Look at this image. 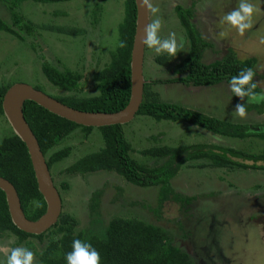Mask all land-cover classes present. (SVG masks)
<instances>
[{
  "label": "rangeland",
  "instance_id": "374dc122",
  "mask_svg": "<svg viewBox=\"0 0 264 264\" xmlns=\"http://www.w3.org/2000/svg\"><path fill=\"white\" fill-rule=\"evenodd\" d=\"M124 1L22 2L14 10L20 12L26 21H32L36 32L34 35L24 34L26 38L21 39L13 33L0 30V85L23 82L33 86L41 85L50 95L65 94V91L49 82L44 74L42 65L49 62L58 68H69L82 75L77 95L96 94L93 74L109 62L110 51L116 48L118 27L124 17ZM149 2L159 9L155 14L150 11V23L157 18L161 20V38H168L170 33L176 35L179 47L177 55L171 56L174 64L182 61L190 51L189 39L176 11L177 6H182L193 10L192 21L208 43L203 51V61L210 63L221 57L224 52L230 53L231 50L240 60L249 57L259 58L257 70H254L256 72L254 80L258 81L264 90V0H251L258 11L253 16L252 27L243 36L223 22L224 15L237 7L239 0H149ZM7 7L10 8V5L0 3V12L6 17L10 12ZM8 16L12 22L13 15ZM43 24L67 26L70 29L82 28L84 32L71 35L68 31L41 29L40 26ZM156 56L158 55L154 50L146 47L144 75L150 82L160 81L154 84L153 88L158 91L162 100L204 113L208 111L218 118L235 121V124L252 123V127L256 128L264 124V102L258 103L261 108L260 114L256 111L249 112L246 118L242 119L234 110L237 101L246 103L247 99L241 101L239 97L234 96L230 91L229 81L224 80L214 86H186L182 82H168V79L178 75L165 65L157 63ZM12 129L7 118L0 115V140L9 135ZM124 129L134 146L131 154L139 161L144 159L141 152L152 145L212 143L233 146L249 152H258L263 145L257 137L232 138L196 125L188 126L184 121H158L143 115L136 116L124 126ZM81 132L78 130L51 150L53 152L68 144L72 147L70 156L57 163L51 171L57 187L59 190L60 187L62 189L60 191L63 211L75 216L78 231L90 226L93 220L92 197L101 191L98 211L103 223L107 224L117 215L141 218L161 227L168 235L167 242L186 252L192 264H208L202 258L206 251L201 246L204 247L209 240L210 224L213 222L211 213L227 201L226 195H232L234 201L239 203L243 202L241 197L246 196L244 208L242 210L239 208L237 213L226 217L235 230V238L232 239L228 233L224 238V246L226 249L229 248L227 253L232 258L230 264H264V224L256 221L257 223L249 222L243 229L240 226L243 224L240 218L245 219V215L251 212L248 209L250 205L264 210V170L213 167L210 164L211 159H195L185 164L171 180L174 190L185 197H190L191 200L188 203L180 202L171 196L161 203L160 185L138 186L116 172L100 171L85 175L63 173L62 170L68 165L104 146L98 128L89 136ZM66 179L71 183L67 190L62 183ZM262 197V201H259ZM201 214L208 215L206 221L201 219ZM222 219L220 217L213 222V231H218L219 225L215 224ZM230 225H226V228ZM50 232V236L54 235L57 238L62 236L55 230L50 229ZM17 241L18 237L8 231L0 235V244H7L9 247L22 246L33 251L37 264V253L44 247L46 239L28 237L25 241L19 243ZM231 241L233 242L229 246ZM5 261L6 257L0 254V264H5Z\"/></svg>",
  "mask_w": 264,
  "mask_h": 264
},
{
  "label": "trees",
  "instance_id": "16d2710c",
  "mask_svg": "<svg viewBox=\"0 0 264 264\" xmlns=\"http://www.w3.org/2000/svg\"><path fill=\"white\" fill-rule=\"evenodd\" d=\"M25 1L28 0H0V3L10 5V8L7 7L10 9L8 14L13 15V21L10 22L8 14L6 17L0 12V30L13 33L21 39L26 38L24 34H35L34 23L30 20L26 21L20 12L14 10ZM30 1L59 3L70 0ZM176 11L189 39L190 51L182 61L176 64L173 63V58L166 53L156 56L157 63L165 65L178 75L168 79V82L214 86L224 80L230 81L231 77L237 75L242 68L254 67L255 58L240 60L234 53H230L221 60L204 62L203 51L208 43L192 21L193 10L177 6ZM136 19L135 0H125L124 17L118 27L116 48L110 51L109 62L93 74L92 79L97 91L94 95H77L81 85V74L69 68L61 69L49 62H44L42 69L49 82L66 92L62 95H51L65 104L84 111L116 112L123 109L131 97V53ZM40 28L59 32L68 31L71 35L84 32L82 28L70 29L67 26L56 27L51 24H43ZM121 42H124L126 46L120 47ZM158 82L160 81L146 82L143 102L137 116H148L158 121L190 122L232 138H245L251 134L260 135L250 129L249 124H235L162 100L158 91L153 88V85ZM11 85L12 83L0 85V115L3 116H5L2 105L3 97ZM35 87L44 90L41 85H35ZM256 91H261L259 86ZM259 106L256 103H246V108L261 111ZM24 114L43 152L48 156L47 162L50 169H53L57 163L63 162L72 152L69 144L51 152L54 146H58L65 138L78 130H81L83 135L89 136L95 128H98L102 134L104 146L84 155L64 168L62 172L67 175L77 173L85 175L100 171L116 172L128 182L138 186L160 185L159 200L161 203L171 196L180 202L191 200L177 193L171 185V180L185 164L195 159H211L210 164L213 167L264 169V133L262 134L263 145L258 152L212 143L180 144L178 146L152 145L141 152L144 159L139 161L131 154L134 146L124 129V126L130 122L101 127L85 126L59 116L33 100L25 101ZM0 176L6 177L16 186L28 218L36 220L45 213L46 201L39 191L28 147L13 129L9 135L0 140ZM64 181L62 182L63 187L67 190L71 187V183L67 179ZM60 190L62 191L61 187ZM100 193L101 191H98L92 197L93 200L91 199L93 220L90 226L78 231L75 216L62 211L58 222L50 228L57 234H62L57 238L54 235L50 236V229L41 234H33L20 229L12 220L5 191L0 188V235L7 231L13 233L18 237V243L25 241L28 237L46 239L44 247L37 253V264H67L65 257L72 250V243L75 239L91 243L100 253L101 264H192L189 255L167 242V233L155 224L138 217L118 215L111 218L107 224L103 223L98 211ZM33 201H38L41 206L36 207Z\"/></svg>",
  "mask_w": 264,
  "mask_h": 264
},
{
  "label": "water",
  "instance_id": "95a60500",
  "mask_svg": "<svg viewBox=\"0 0 264 264\" xmlns=\"http://www.w3.org/2000/svg\"><path fill=\"white\" fill-rule=\"evenodd\" d=\"M137 7L136 29L131 53V97L128 104L116 112H92L74 108L63 103L42 89L28 83H14L3 97L4 113L15 133L25 142L32 160L38 188L46 201V211L36 220L27 217L16 186L6 177L0 176V188L5 191L13 222L22 230L41 234L55 225L63 211L61 192L56 186L44 152L37 136L26 120L24 104L33 100L49 111L85 126L101 127L112 124H126L132 121L144 98L147 82L144 75L146 47L141 43L143 30L150 23V10L135 0Z\"/></svg>",
  "mask_w": 264,
  "mask_h": 264
},
{
  "label": "clouds",
  "instance_id": "9594fccd",
  "mask_svg": "<svg viewBox=\"0 0 264 264\" xmlns=\"http://www.w3.org/2000/svg\"><path fill=\"white\" fill-rule=\"evenodd\" d=\"M140 4L142 6H145V9L150 10L153 14L159 11L157 7L152 6L149 0H141ZM257 11L258 9L251 2V0H239L238 6L233 8L231 11L227 12L224 15L223 22H226L229 26H231V28L235 29L239 33V35L243 36L245 32L252 27L253 16ZM161 28H162V23L159 18L153 20L151 23L146 24L143 30V37L141 39V43L147 46V48L154 50L155 54L157 55L166 53L169 56L175 57L177 55L178 47H179L177 39H176V35L175 33H170L168 38H161L160 36ZM125 46L126 44L124 42L120 43V47H125ZM249 58H254V57H249ZM254 70L255 69H253L252 67L242 68L238 72V74L232 76L229 81L230 91L234 94V96L239 97L241 101L247 98V102H246L247 104H254V103L258 104V103L264 102V90L259 91V92L256 91L258 87V83L254 80V77L256 76V72ZM186 86H191V85H186ZM246 103H239L238 101V104L235 106V110H234L235 113L242 119L246 118L247 116ZM198 112L204 113L202 111H198ZM204 114L211 116V117L218 118L217 116H214L208 113H204ZM219 119L224 120L223 118H219ZM225 121H228V120H225ZM229 122H232V121H229ZM185 123H188V126L196 125L198 127H201L198 124H194L190 122H185ZM249 125L251 126L250 129H252L253 131L257 133H260V135L255 136L256 134H251V136H247L245 138H240V139H248L250 137H257L261 141V144H262L263 143L262 134L264 133V124L258 128L252 127L251 124ZM196 144H199V143H196ZM45 157H46V160L48 161L47 159L48 156H46V154H45ZM205 159H208V158H205ZM247 170H261V169L247 168ZM33 203L36 205V207L41 206L38 201H33ZM14 239L15 238L13 237V240ZM0 254L6 257L5 264H35V254L33 253V251L25 247H22V246L9 247L7 244H0ZM65 258H66L67 264H101V256L98 250L95 249L91 243L82 241L80 239L73 240L72 250L66 254Z\"/></svg>",
  "mask_w": 264,
  "mask_h": 264
},
{
  "label": "flooded vegetation",
  "instance_id": "af4514ba",
  "mask_svg": "<svg viewBox=\"0 0 264 264\" xmlns=\"http://www.w3.org/2000/svg\"><path fill=\"white\" fill-rule=\"evenodd\" d=\"M224 50V49H223ZM228 51V48L226 49ZM229 55V53L227 54V52H224V54L219 57L216 58L215 60H221L223 58H226ZM255 58V57H254ZM256 59V63L254 65V69L257 70V64L259 62V58H255ZM213 60V61H215ZM258 83V81H257ZM261 91L263 89L262 85H259ZM190 198V197H188ZM243 199V202L239 203V202H235L234 201V197H232V195H226L227 201L224 202L223 204H220L215 210H213V213H211V217L213 219V222L215 220H218L220 217H222L223 219L221 221H219L218 224L215 225H219L218 227V231L214 230L213 231V225L214 223L212 222L210 224V232L208 234V239L206 245L203 247L201 246V248H203L206 251V255H204L202 258H204L208 264H230L232 263V258H230L228 256L226 247L224 246V241H225V237L227 236V234L229 233V236L233 238H235V230L231 227L230 225V221L228 219H226L227 216H232L234 213H237L239 208L242 210L245 206V201H246V196H242L241 197ZM263 197L261 199H259V201H262ZM190 200L187 201H182V202H186L188 203ZM247 206V205H246ZM251 212H249V214L245 215V219L240 218V221L245 226L241 228L243 229L244 227L248 226V223H257L256 221H258L259 223H263L264 224V210H260L257 209V207L250 205V207L248 208ZM247 209V211H248ZM201 219L206 221L205 219L208 217V215L206 214H201ZM210 219V218H209ZM230 225V227L228 226L226 228V225ZM233 241H231L229 243V246L231 245Z\"/></svg>",
  "mask_w": 264,
  "mask_h": 264
},
{
  "label": "crops",
  "instance_id": "0c3cea01",
  "mask_svg": "<svg viewBox=\"0 0 264 264\" xmlns=\"http://www.w3.org/2000/svg\"><path fill=\"white\" fill-rule=\"evenodd\" d=\"M230 53H234V55H235V52L233 51V50H231V52ZM229 53V54H230ZM223 82V81H222ZM221 83V82H220ZM219 84V83H218ZM245 99H247V98H245ZM238 102V101H237ZM260 105V104H259ZM247 109V113H249V112H254V111H256V112H258L259 113V111L257 110V109H255V108H246ZM205 113H208V114H211L210 112H208V111H205ZM255 114V113H254ZM260 114V113H259ZM211 115H213V114H211ZM248 115V114H247ZM215 116H217V115H215ZM258 117V116H257ZM247 124H251L252 125V123H247Z\"/></svg>",
  "mask_w": 264,
  "mask_h": 264
}]
</instances>
